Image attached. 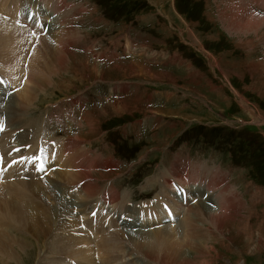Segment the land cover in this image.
I'll return each mask as SVG.
<instances>
[{"label": "rangeland", "instance_id": "rangeland-1", "mask_svg": "<svg viewBox=\"0 0 264 264\" xmlns=\"http://www.w3.org/2000/svg\"><path fill=\"white\" fill-rule=\"evenodd\" d=\"M39 2L33 0L37 7ZM49 4L53 9L57 2L41 0L39 14L44 15L43 21L50 16L46 11ZM255 4L246 0H67L63 6L66 10L64 8L56 15L69 14L66 19L71 23L66 29L75 31V36H71V43L66 44L70 53L62 71H56L52 85L39 94L30 110L22 116L19 128L15 129L16 125L10 123L14 117L9 109L13 105L6 106L13 100L12 93L16 96L13 87L17 83L25 86L26 81L23 79L20 83V66L14 65L9 70V65L5 69L0 63L2 76L12 80L10 95L0 96V107H3L0 120L6 117L2 136L9 141L16 135L19 142L15 145L12 140L15 147L6 142L9 147L5 151V163L20 159L21 156L14 153L18 147L26 151L24 156L30 155L29 144L35 136L43 145H46L43 141H62L69 137L74 146L67 153L74 155V163L68 161V169L66 166L61 168L65 165L63 152L58 158L50 152L53 163L58 161L53 172H39L37 178L31 180L13 176L19 182L34 180L36 183L51 178L52 173L61 169L69 172L72 166H84L92 171V182L97 185L94 199L111 188L113 193L119 194L118 201L125 197V202L136 208L161 193L164 189L161 175L167 169V172L172 171L174 163L183 161L189 171L195 167L193 170L198 176L203 165L216 169L220 171L217 179L237 193V201L234 200L236 213L230 218L231 214L220 211L221 214L208 222L211 227L207 236L214 241L218 239L209 245L214 246L216 252L208 262L264 264V0ZM39 14L37 19L40 20ZM49 22L47 33L52 25L60 24ZM56 28L58 31L60 27ZM132 37L134 47L130 51L128 41L130 39L131 43ZM143 43L152 52L147 50V54H143ZM153 53L159 58L152 67L153 75L161 79L157 82L143 77L140 72L151 71L142 64H152ZM144 57L150 60H143ZM50 61L47 64L51 66ZM46 66L51 71V67ZM129 80L130 86L126 83ZM156 85L171 93L160 90L166 97L155 96L159 92ZM19 117L21 115L17 119ZM24 131L28 132L27 136ZM24 146L28 147L25 149ZM89 147L108 157L95 155ZM87 155L94 160L98 158V166L92 164ZM107 161H112L110 171L100 167ZM88 165L95 167L92 170ZM10 175L2 180L0 190L17 182ZM209 177L208 182L214 186V177ZM185 178L190 180L189 174H185ZM191 183L190 180L185 184ZM66 186L73 191L79 188L66 184L62 190H66ZM22 193L24 195L17 196L18 205H24L25 199L27 203L34 201L29 194ZM66 193L64 199L69 204H83L82 196L80 200L78 197L67 198L69 193ZM180 195L184 196L181 192ZM204 197L206 203H212L207 200L211 197L207 192ZM3 199H6L5 195ZM191 203L198 204L196 200ZM80 210L74 208L72 213L76 215ZM108 220L106 218L105 227ZM174 220L175 224L179 223L178 218ZM6 222L1 219L0 230L8 233L11 230ZM134 222L115 224L116 228H108L109 234L124 233L125 236L128 230L123 225L129 229ZM89 234L83 237L97 241V235ZM10 235L20 238L16 233ZM48 237L44 241L47 252L41 264L54 263L59 257L62 264H70V261L71 264H82L75 255L61 260L63 256H57L49 249L54 236ZM37 243V240L33 242L30 249L21 254V259H13L8 264H40L39 251L44 247ZM95 251L97 264H102V255ZM127 255H121V260L115 264H132L130 258L124 259ZM140 255L156 264L149 256ZM191 258L203 261V258L195 259L194 254Z\"/></svg>", "mask_w": 264, "mask_h": 264}, {"label": "bare ground", "instance_id": "bare-ground-1", "mask_svg": "<svg viewBox=\"0 0 264 264\" xmlns=\"http://www.w3.org/2000/svg\"><path fill=\"white\" fill-rule=\"evenodd\" d=\"M35 4H33V0H0V63L2 66L4 65L5 69L9 65V70L14 65L16 67L20 66V83H22L23 79L26 81L25 86L18 85L17 83L13 87L12 90L16 91V96L12 93L13 100H10L6 106L13 105L9 109L11 115L14 117L10 119V123L16 125L15 129L19 128L18 124L22 122V116L24 117V114L30 110L32 103L38 98L39 94L46 91L52 85V77H54V74H57L56 71L64 67L67 61L66 59L69 56L68 54L70 53L66 44L71 43L69 42L71 36H75V31H68L66 29L69 23H71V21H67L66 19L69 16L67 14L69 10L66 16L56 15V12L61 14L64 11L62 10L63 5H54L52 9V5L49 4V9L46 8V11L50 13V16L43 21L42 18L44 15L39 14L41 1L38 3L40 5L39 7L35 6ZM69 4H71L70 1ZM72 9L73 11L76 10H74V7ZM38 14L41 18L40 20L37 19ZM49 21L53 23L59 22L60 24L52 25L49 32L42 35L41 32L43 30L47 31L49 27L47 25H50ZM41 24L44 25L43 30L39 27ZM61 24L64 26H61ZM56 26L60 27L58 31H55L57 29ZM32 37H34V42H32ZM2 58L5 60L2 61ZM49 59L52 61L51 66L47 64ZM42 60L44 61L42 62ZM46 65L51 67L49 68L51 71L46 68ZM2 73L6 75V71ZM2 75L0 72V77L7 83L8 80ZM8 82L12 86L10 77ZM17 89L19 90L18 92ZM7 90V87L0 86V96L6 95ZM2 109L3 107H0L1 115ZM19 115L21 117L17 119ZM26 131L24 133L27 136L28 132ZM14 133L16 134V132ZM67 142L71 144V147L74 146L73 140H68ZM77 143L79 144L80 142ZM36 144L37 138H34L33 146ZM43 148H46L48 153L49 149H52L49 144H46ZM54 150L58 152L61 149L54 148ZM64 154L62 159L65 165L61 166V168L66 166V169H68L67 163L68 161L72 162L74 155H67L70 157L68 158ZM48 156L51 157L49 154ZM50 160L52 158H49ZM95 161L99 163L98 158ZM110 162L107 161L100 167L105 168V171H110V168L113 166ZM57 163L58 161L55 164ZM78 164L80 163L78 162ZM184 164L183 161H179L178 163H174L171 168L174 171L167 172L168 169L164 171L161 175V181H163L162 187H164V189L162 188L163 190L161 189V193L154 199L141 203L132 211H129L131 207L125 202L126 198H120L118 201V193H113L110 190L111 188L108 191H104L100 196L97 194L99 197L94 199L95 193L97 192H95L97 185L95 182H92V171L85 169L84 166L70 167V171L75 170V172H68L65 169V171H62L61 169L54 174L52 173L51 178H47L50 179L53 185L46 178L45 181L37 180L36 183L34 180L32 182H19L16 179L18 183L3 186L4 189L2 188L0 190V222L1 219H6V224L10 227L9 230L11 231L7 233L3 229L0 230V264H8L13 259H21V254L26 253L36 240L38 242L37 245L42 243L44 247V250L39 251V253L41 252L40 257L42 258L38 262L41 264L43 258H45L44 253L47 252L44 241L49 238L48 236H54L53 239L51 238L52 245L50 244L49 249L55 251V255L63 256L61 260H64L67 256V258H70L72 255H75L78 258L75 259L82 264H97L95 250H97L98 255H102L103 258L100 257L104 259L102 264L119 263L121 260L119 257L121 255L123 256V254H128L124 259L130 258L128 260H132V264H152V262L142 259L141 253L155 260L156 264H210L208 260L213 257L216 248L209 245L210 243L217 242L218 239L214 241V238L207 236L209 232L207 230H210L209 228L211 227H209L208 222L217 214L221 213L231 214V218L236 213L234 200L237 201L235 199L237 198V193L231 187L224 186L223 180L217 179L220 171L217 172L213 168L208 169L207 166L203 165L201 175L198 176L193 170L195 167L191 169V173L189 167L186 164L185 167ZM16 166L21 167L17 170L21 172V175L23 174L22 169L29 170L31 173L35 172L34 163L31 167L27 166L28 169L24 165ZM53 166V163L52 165L48 163L47 167L50 169L49 171H54ZM88 166L92 170L95 167L92 165ZM13 170H15L14 167ZM8 174L13 176L15 171L11 170ZM185 174H189L191 184H185L190 181L186 180ZM169 176L173 178L169 180ZM53 177L57 180L54 181L55 178L53 179ZM208 177H214V186L208 182ZM66 184L80 187L76 191H73L74 189L72 190L67 186L66 190H62V186ZM64 191L65 193L66 191L69 193L67 198L70 196L74 197V199L76 197L79 199L82 196L81 201L83 204L81 202L82 205L69 204L64 199ZM179 191L184 196H181ZM22 192L29 194L34 201L27 203L24 196L25 204L18 205L17 196L24 195ZM75 192L80 193L74 195ZM206 192L211 196L207 200L212 201L216 205L206 203L204 197ZM199 194H202V196H199ZM3 195L6 196V199H3ZM194 200L198 204L191 203ZM74 208L81 210L75 215L72 213ZM183 209L185 210L184 212ZM220 211L222 212L219 213ZM129 216L134 217L136 222L131 225L132 227L129 226V229L123 225L124 229L128 230L125 232V236H123L124 233L109 234L111 232H109L110 230L108 228H113L120 219ZM106 218H109L107 227H105V223L107 222ZM175 218H178L179 223L175 224ZM227 220L224 227L226 226ZM164 221H168V223L164 224ZM219 229L217 230L219 231ZM59 230L62 231L58 232ZM89 232L92 235H97L98 239L101 238L100 240L97 239L99 242L94 240L97 242L95 243L91 239L86 238ZM10 233L14 235L16 233L20 238L17 236L16 238L10 235ZM83 235H86V237H83ZM125 245L127 246L126 249H124ZM94 248L96 249L94 250ZM191 254L195 255V259L203 258V261L193 260ZM70 262L72 263V261ZM50 264H62L60 257L54 263Z\"/></svg>", "mask_w": 264, "mask_h": 264}, {"label": "snow or ice", "instance_id": "snow-or-ice-1", "mask_svg": "<svg viewBox=\"0 0 264 264\" xmlns=\"http://www.w3.org/2000/svg\"><path fill=\"white\" fill-rule=\"evenodd\" d=\"M39 27L42 29L44 27L43 24L39 25ZM0 86L7 87L5 85V81L0 78ZM10 94V93H5ZM4 130V124L3 121L0 120V131ZM28 147V146H24ZM17 152L21 151V149H16ZM53 156H54V151H53ZM25 163H34L36 165L35 170L40 173L47 174V172L50 170L48 169V152L46 148H41L40 152L34 156V157H27V156H21L19 160H13L11 164H8L7 167L10 168L14 164H25ZM7 170V168L4 167L3 164V156L0 154V182H2L3 178V173Z\"/></svg>", "mask_w": 264, "mask_h": 264}, {"label": "crops", "instance_id": "crops-1", "mask_svg": "<svg viewBox=\"0 0 264 264\" xmlns=\"http://www.w3.org/2000/svg\"><path fill=\"white\" fill-rule=\"evenodd\" d=\"M129 50H130V51H133V45H132V44H131V47H129ZM147 50L150 51V52H152V49H150L147 45H145V43H143V44L141 45V51L143 52V54H147V53H146ZM143 60H150V59H149V57H148V58L144 57ZM151 60L153 61L152 64H150V63L147 64V65L142 64V67H143V68H144V66H145V67H149V68H151V71H149L148 73H145L143 70H141L140 72L142 73L143 77L151 78V80H153V82H157L158 80L161 81L160 78H157V77H156L155 75H153V73H152V71H154L152 67H155V63H154V61H155V62H158V61H159V58H158L157 55H155V54L153 53V56H152ZM148 65H149V66H148ZM153 82H152V84H154ZM156 86L159 87V88L156 89L157 91H160V90L163 91V90H164L163 92H165V87H160L159 85H156ZM165 93L169 94V93H171V92L168 91V92H165Z\"/></svg>", "mask_w": 264, "mask_h": 264}]
</instances>
